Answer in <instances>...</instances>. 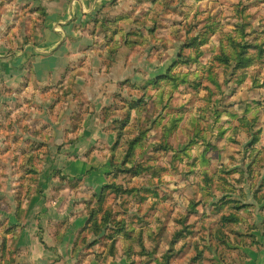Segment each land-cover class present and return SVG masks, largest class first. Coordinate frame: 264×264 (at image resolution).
Here are the masks:
<instances>
[{
  "label": "crops",
  "instance_id": "1",
  "mask_svg": "<svg viewBox=\"0 0 264 264\" xmlns=\"http://www.w3.org/2000/svg\"><path fill=\"white\" fill-rule=\"evenodd\" d=\"M120 1L0 0V264L124 263L78 240L86 202L112 180L103 109L164 63L124 46L104 71L91 29ZM263 205L260 247L220 264H264Z\"/></svg>",
  "mask_w": 264,
  "mask_h": 264
},
{
  "label": "trees",
  "instance_id": "2",
  "mask_svg": "<svg viewBox=\"0 0 264 264\" xmlns=\"http://www.w3.org/2000/svg\"><path fill=\"white\" fill-rule=\"evenodd\" d=\"M149 1H153V5L156 2V4L165 6V0H135V3L129 8H122L115 12L110 10L96 17L91 32L95 37V47L102 58V67L105 72L112 67L118 50L124 46L138 53H142L147 48H152L150 55L158 58L159 62L170 59L168 57L173 56L174 53L168 47V44L163 39L159 40L162 37L157 36V31L161 28H168L171 40L177 39L176 36L182 30L180 27L181 23L162 24L158 17H156L157 19L153 18V21H148L151 17L149 12H154L151 10L153 7L148 8L146 6V2ZM113 4L115 3H111V5ZM187 4L171 11L174 15H181L183 19L187 20L194 10V4L189 2ZM138 10L140 11L138 12ZM154 13L156 15L159 14L157 11ZM218 26V24L209 23L203 32H198L195 36H187L177 57H175L165 73H161L155 78L146 77L140 82H133L127 79L120 83L122 92L115 93L112 104L103 109L102 122L107 124L106 130L116 133L115 143L108 148L112 167V171L108 173V176L112 174L116 178V173L121 171L129 172L132 176L143 175L147 172H151L153 176H156L160 172V170L138 158L143 156V152L147 148L145 133L137 130L134 137H126L131 132L129 128L133 125L134 119L138 121V124L141 123L145 126L148 124L161 126V140L154 145V150L170 154L172 160L184 155L191 157L186 149L175 150L174 145L171 143L174 134L182 131L183 134L189 137V145L196 147L198 151L197 157H199L202 167L206 168L199 169L198 172L204 178L206 189H208L207 193L215 195L217 199L212 201L210 205L208 204L209 197H202L200 200L192 202L187 209L186 215L180 221L183 227L176 233L171 242L172 247L166 251L163 257L165 260L164 264H168L173 255L177 253L175 248L173 249L175 243L182 239L186 232H192L193 225L187 224L186 221L191 213L199 212L198 205L203 202L206 208H212L211 210L216 216L222 213L215 220L211 235L212 244L219 253L217 257L220 262H235L234 257H237V255L243 256L242 250L240 251L238 247L239 252L236 256L230 257L229 260L225 259L223 251L221 252L219 249L225 246L230 247L231 243H235L236 246H244L245 248L260 247L259 241L252 233L257 230V224L241 218L239 213L256 204H262L264 201L263 195L259 196L261 190L263 191L264 189V152L259 147L262 134L264 133V127L259 125L262 120L259 115L264 107L253 105L244 107V104L236 101L234 103L236 109H225L232 118L238 119L239 125H234L232 131L223 129V131L218 133V138H222L221 140L224 139L227 142L239 143L242 147L243 142H239L236 136L247 131L251 140L242 147L241 151L244 156L248 152L247 154L252 155V157H243V163L231 170H228V166L222 165L217 171L211 173L207 169V166L210 165V159L206 156V152L210 148L216 147V145L209 139L207 128H204L202 121L208 122L213 117L218 118L219 113L214 109L213 92H209V98L206 99L207 104H201L196 109L191 106L187 114H184V108H180L179 110L182 113H178L172 105L177 93H181L185 89L195 90L202 84L201 76L204 73L201 74L199 70L189 69L183 71L181 69L178 70V68L195 64L203 65L201 57L204 54V50L202 46L212 40V35L217 32ZM191 27H194V24L186 30L185 34H190ZM259 36L260 34L255 29L246 31L245 26H241L238 27L237 34L226 32L219 37V51L215 55L214 60L225 67L227 75H236L235 81L237 84L242 83L248 77H252L254 87L264 88V79L261 81L259 76L251 75L249 72V68L264 63V41H259ZM157 40L158 42L156 43L155 41ZM177 40L180 43V39L178 38ZM186 48L193 51L186 55L184 53ZM155 52L156 54H154ZM230 69L231 73H229ZM208 78L218 88L221 87L217 77L211 70ZM226 82L228 83L229 79ZM125 89L135 90V96L134 94L128 96L124 92ZM151 90L153 91L151 92ZM241 108L242 111L239 113ZM166 114L170 115V117L163 122ZM262 122L264 123V120ZM138 128L141 129L139 125ZM211 130H213V127ZM236 132L237 134H235ZM248 160L249 162L246 163ZM192 165L195 167V163H192ZM232 173L240 174L237 182L244 187L239 188L235 183L231 182L230 174ZM113 180L105 185L100 193L93 195L86 202L89 219L87 225L78 235V240H81L82 243L93 242V246L98 245L99 236L103 234L107 227H109L108 230H111V227L117 229V233H120L126 227L125 219L118 218L116 215L113 216L114 210L108 206L105 208L104 203L111 195H114L115 198H121L125 194L137 195L140 194L142 189L125 188ZM254 180L256 181L253 183ZM244 184L251 188L250 192L246 190ZM214 185L216 191L213 190ZM143 190L156 194L150 188ZM248 193H253L254 201H248ZM238 195L241 197H238ZM94 198H96V201H94ZM232 209L236 210L232 212ZM224 210H230V212L227 213ZM101 213L102 215H100ZM244 222H246V232L231 230L234 234L232 237V234L227 231L229 224L241 228ZM90 236H93L91 241L89 239ZM116 239L112 235V239H110L112 245H108L109 250L106 257L115 255L117 248V246L115 247ZM133 255V249L130 247L128 251L129 263L127 264L135 263ZM201 257L202 253L199 252L194 259L201 260Z\"/></svg>",
  "mask_w": 264,
  "mask_h": 264
},
{
  "label": "rangeland",
  "instance_id": "3",
  "mask_svg": "<svg viewBox=\"0 0 264 264\" xmlns=\"http://www.w3.org/2000/svg\"><path fill=\"white\" fill-rule=\"evenodd\" d=\"M187 2L194 4V10L191 12L189 19L185 20L181 15L173 14L171 10L174 11L175 8L188 5ZM134 3L135 0H121L119 5L121 8H129ZM146 3L148 8L153 7L151 10L159 12L158 15L154 12H149L151 17L148 21H153V18L157 19L156 17H158L162 24L181 23L180 27L182 29L176 36L177 39H180V43L177 39L171 40L168 28H161L157 31V36L162 37L159 40L163 39L174 54L172 57H168L170 59L163 61L164 63L161 65L157 66L151 63V59L148 64L145 63L143 65L150 70H157L152 74L154 78L166 72L175 57H177L187 36H195L198 32H203L209 23L219 25L217 32L212 35V40L202 46L204 50V54L201 57L203 65L195 64L178 68V70L181 69L183 71L193 69L199 70L201 74L204 73L201 76L202 84L195 90L185 89L183 92L177 93L172 105L178 113H182L179 109L184 108V114H187L191 106L196 109L201 104H207L206 99L209 98V92L212 91L214 109L217 110L219 115L217 119L213 117L208 122L202 121L204 128H207L209 139L216 145V147H212L206 152V156L210 159V165L207 166V169L214 173L222 165L228 166V170L240 166L243 163V157H252V155L247 154L248 152L244 156L241 151L242 147L247 145L251 139L247 131L237 135L238 141L243 142L241 147L239 143L227 142L224 139L221 140L222 138H218V133L223 131V129L232 131L234 125H239L238 119L232 118L225 109H236L234 104L236 101L244 104V107L246 105L264 107V88L254 87L252 77H248L242 83L237 84L235 81L236 75H227L225 67L214 60V57L219 51V37L226 32L237 34L238 27L241 26H245L246 31L255 29L260 34L259 41H264V0H165V6L156 4V2L153 5V1ZM192 24H194V27H191L190 34H185ZM155 42L157 43L158 40ZM150 50L152 51V48ZM191 51L193 50L189 48L184 49L186 55L190 54ZM210 70L217 77L221 87L218 88L208 78ZM249 72L251 75L259 76L262 81L264 79V63L249 68ZM229 73H231V69ZM228 79L229 82L227 83L226 80ZM134 91L133 89H128L125 93L128 96L131 94L135 96ZM259 100L260 102H258ZM241 111L242 108L239 109V113ZM169 117L170 115L166 114L163 122L167 121ZM259 117L262 119L259 125L264 127L262 122L264 120V108L261 110ZM138 125L141 129L138 128ZM212 127L213 130H211ZM129 129L131 132L126 136L128 138L134 137L137 130L145 133L147 148L143 152V156L138 158L160 170V172L156 176H153L151 172L132 176L129 172L121 171L116 173V178L115 175L111 177L112 180L114 179L113 181L120 183L125 188L142 190H140V194H125L121 198H115L114 195L109 196L106 203H104V207L112 208L114 210L113 216L124 218L126 229L124 228L125 230L123 229L122 233H117V229L111 227V230H108L109 227H107L103 234L99 236V243L96 247L100 252L108 255V245H112L110 239H112L113 235L117 238L115 243L117 248L115 255L110 256H114L119 261H124L121 264L129 263L128 251L130 247L134 253V264H164L165 260L163 257L166 251L172 247V239L183 227L180 221L186 215L187 209L192 202L198 201L202 197H209L208 204L210 205L217 198L215 195L207 193L208 189H206L204 178L198 172L199 169L206 168L202 167L199 157H197L198 151L196 147L189 145L190 139L182 131L174 134L171 143L174 145L175 150L186 149L191 157L184 155L172 160L170 154L154 150V145L161 140V126L156 124L145 126L141 123L138 124V121L134 119L133 125ZM259 147L264 152V133L262 134ZM192 163H195V167H193ZM239 177L240 174L238 173L230 174L231 182L235 183L239 188L244 187L237 182ZM244 185L246 190L250 192L251 188L246 184ZM145 188L154 190L156 194L150 191L145 192L143 190ZM213 190L216 191L215 185ZM260 195L264 197V189L263 191L261 190ZM238 197L241 196L238 195ZM250 200L254 201L253 193H248V201ZM94 201H96V198H94ZM203 203L198 205L199 212L191 213L188 216L186 222L189 225H193L192 232H186V235L175 243L173 249L175 248L177 253L173 255L168 264H220V260L217 257L219 253L212 244L211 235L215 220L222 213L216 216L211 210L212 208H206ZM253 209V207L244 209L239 215L249 222L254 217L259 219V215ZM235 210L232 209L231 211L234 212ZM225 211L227 213L230 212V210ZM231 230L246 232V222L243 223L241 228L231 224L227 226V231L233 237L234 234ZM91 237L93 238V236ZM230 245V247L225 246L219 249L221 252L223 251L227 260L239 252L237 249L238 245L236 246L235 243ZM199 252L202 253L201 260L194 259Z\"/></svg>",
  "mask_w": 264,
  "mask_h": 264
}]
</instances>
